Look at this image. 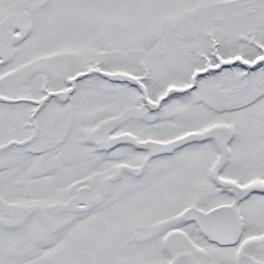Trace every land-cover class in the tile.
Segmentation results:
<instances>
[{"label": "snow or ice", "instance_id": "1", "mask_svg": "<svg viewBox=\"0 0 264 264\" xmlns=\"http://www.w3.org/2000/svg\"><path fill=\"white\" fill-rule=\"evenodd\" d=\"M0 264H264V0H0Z\"/></svg>", "mask_w": 264, "mask_h": 264}]
</instances>
